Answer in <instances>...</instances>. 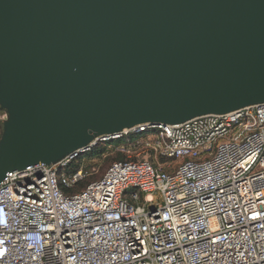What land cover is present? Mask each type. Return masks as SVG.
I'll return each mask as SVG.
<instances>
[{
    "label": "water",
    "instance_id": "obj_1",
    "mask_svg": "<svg viewBox=\"0 0 264 264\" xmlns=\"http://www.w3.org/2000/svg\"><path fill=\"white\" fill-rule=\"evenodd\" d=\"M264 103V0H0V183L103 135Z\"/></svg>",
    "mask_w": 264,
    "mask_h": 264
},
{
    "label": "built area",
    "instance_id": "obj_2",
    "mask_svg": "<svg viewBox=\"0 0 264 264\" xmlns=\"http://www.w3.org/2000/svg\"><path fill=\"white\" fill-rule=\"evenodd\" d=\"M96 148L124 159L72 193L98 169L72 165ZM0 264H264V103L136 125L8 174Z\"/></svg>",
    "mask_w": 264,
    "mask_h": 264
},
{
    "label": "trees",
    "instance_id": "obj_3",
    "mask_svg": "<svg viewBox=\"0 0 264 264\" xmlns=\"http://www.w3.org/2000/svg\"><path fill=\"white\" fill-rule=\"evenodd\" d=\"M108 155H109V153L106 152L105 148H96L90 154L82 156L75 164H73L72 165V171H74V172L77 171L82 165H83V168L86 170H89L92 167V165L97 166V164H91L90 163L91 160H96L97 162L103 161L104 164H108L109 162H112V161H122L124 159L123 156H121L120 154H115L116 156L114 158H110ZM84 163H86V164H84ZM105 167H106V165H104L102 167V172L103 171L105 172ZM102 175H103V173H102ZM97 178H99V177H96V178H94L92 176L88 177L84 182L80 183L77 186V188L72 191V193L80 191L81 189H83L85 187V185H87L89 182H91Z\"/></svg>",
    "mask_w": 264,
    "mask_h": 264
},
{
    "label": "rangeland",
    "instance_id": "obj_4",
    "mask_svg": "<svg viewBox=\"0 0 264 264\" xmlns=\"http://www.w3.org/2000/svg\"><path fill=\"white\" fill-rule=\"evenodd\" d=\"M5 115H6L5 112L0 111V117H3V116H4V120L6 119ZM2 123H3V122H2ZM1 126H2V125H1ZM108 156H109L110 158H114L116 155L110 153ZM112 162H113V161H112ZM112 162H109L108 164H104L103 161H98V162L96 161L95 164H97L98 169H96V170H97V173H96L95 175H93L92 177H94V178H96V177H100V176L102 175V173H104V171L102 172V167H103L104 165H106V167H105V171H106L107 168L109 167V165H110ZM86 163H87V162H86ZM86 163H84V164H86Z\"/></svg>",
    "mask_w": 264,
    "mask_h": 264
}]
</instances>
